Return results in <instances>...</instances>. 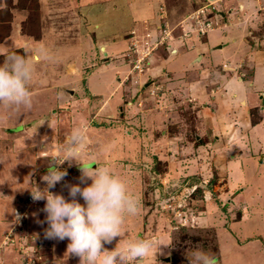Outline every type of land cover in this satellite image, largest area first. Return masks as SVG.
<instances>
[{
  "label": "rangeland",
  "instance_id": "rangeland-1",
  "mask_svg": "<svg viewBox=\"0 0 264 264\" xmlns=\"http://www.w3.org/2000/svg\"><path fill=\"white\" fill-rule=\"evenodd\" d=\"M201 8L204 9L201 13H205L206 17L215 20L216 24L224 18L220 14L222 11L234 13L233 19L238 22L246 20L248 28L251 29L248 30V34L253 45V55L264 50V17H259V14L264 13L263 0H0V38L6 33L14 13L19 15L16 23L18 30L35 38H39L41 32L47 27L56 29L72 24L71 18L74 15L76 17L77 13H99L96 18L102 23L107 22L109 30L127 28L131 22L130 14L132 13H169L168 18L172 21V23L169 22V26H174L172 33L174 37L166 38L165 43L154 45L153 42H149L146 44L150 54L145 58L142 71L134 69L131 72L135 54L130 50L128 37L130 31L126 32L128 35H123L127 36L126 54L130 66L121 77L123 80L126 79L125 83L127 82L124 85L126 90L124 93L129 94L126 98L124 94L122 112L109 116L105 120L106 125L102 120L104 128L114 131L112 136L102 128L100 131L103 133L98 138V143L91 142L89 147L92 150L87 152L84 149L82 153L81 160L85 157L97 156L101 160L98 161L99 165L111 168L127 183L129 191L139 198L138 213L128 216L122 225L123 238L120 240L117 237L111 244H105V247L113 249L118 244L119 248L124 249L129 242L137 239H151L158 246L161 245V251L157 253V259L153 264H189L186 253L195 249H201L208 253L214 259L215 264H264V168L256 169L257 164H255L254 169L249 164L242 166L241 163H238L235 171L236 176L241 169V175L245 179L240 180L237 177L240 180L237 182L235 181L237 178H233V168L231 166L228 170L222 168V163L219 162V164L217 160L219 155L227 160L233 153L244 154V149L241 148L245 147L244 143L249 145L247 156L258 158V155L263 153L260 151L264 144L261 149L255 147V136L252 139L249 138L253 134L244 135L245 141L243 142L241 135L238 136L239 131L237 129L231 131L230 128L233 129V127H229L220 130L222 139L219 140L217 149L216 141L212 139L215 129L207 126L203 127V130L200 128V124L204 126V121H207L205 118L213 110L208 109L204 113L206 117L197 113L198 109H202V100L200 101V97H197L194 90L186 92L185 89H181L186 85L180 88L173 83V89H166V86L169 85L168 82L177 80V74L171 79H164L162 83L156 81L150 85L147 84V81L153 78V75L150 74L156 67L154 58L160 59L170 52L166 47L167 43L176 48L173 53L169 54L171 56L167 57L170 64L183 67V62L185 63L186 59L179 53L180 45L185 39H190V36H196V34L190 33L183 41L177 37L181 33V25L185 23L181 22L185 18L182 16L185 13H197ZM160 22L154 20L153 23L150 18L145 17L140 23L141 27L132 28L136 30V33L142 35L146 28L152 39L158 34V28H154V26ZM164 22L165 20L162 21V23ZM230 23L228 16L222 22L224 25ZM85 24L82 19V24L75 26L79 31H82L81 34L75 33V35L87 37L86 33H90L89 35L94 36L95 28L87 30ZM68 36L73 35L69 32L64 35L65 38ZM63 40L66 41V39ZM222 60V63L221 61L216 64L212 62L214 65H209L208 63L211 62L206 61L203 63V67L211 75L217 73L229 77L237 74L238 77H246L243 64L240 67L230 59L222 58ZM89 68L87 67V70ZM109 73L107 72V76ZM135 77H141V79L146 77L139 85L141 86L138 92L140 97L137 98L133 96V91L129 90L130 85L132 86L130 82ZM193 77L191 76V78ZM35 84L41 83L35 82ZM210 84L211 94L213 92L223 94L228 91L226 80L224 83L212 81ZM155 85L158 86L157 89ZM152 89L155 92L150 94ZM120 92H116L114 98L118 97ZM52 97V90L47 92L36 90L32 94L30 108L0 104V134L3 135L0 140V193L4 192V197H8V199H14V195L9 197V194L14 191L23 193L24 199L32 201L28 188L36 185H39L41 189L46 187L42 176L47 171L48 158L63 153L56 150L59 148L56 141H63L64 151L67 148V134L70 135L74 129H79L81 123L90 118L91 108L100 103L99 97L90 96L89 101H84V98L76 96L71 98L68 103L56 105V101ZM246 100L249 102V99ZM49 104L56 107H51ZM210 104L213 106L212 103ZM134 105L138 107L137 110L136 108L132 110ZM168 105L172 106L171 109L175 112L172 114L171 121L177 120L178 122L174 123L173 121V124L167 122L168 115L156 109L159 106L168 108ZM250 105L248 106L249 110L259 109L258 104ZM212 106L207 108H212ZM57 107L59 109L56 112ZM230 107L233 112L240 107V104L236 103L234 108ZM147 108L150 114L148 117L152 118L150 122H153L157 116L155 123H161L158 124V128H154L155 126L146 128L144 127L146 124L141 122L145 115L140 112L142 110L148 112ZM140 114H143L144 117ZM258 114L256 111L249 114L252 122L258 121V118L262 116ZM202 118H204L203 122ZM17 119H22L21 124L26 125V132L17 134L21 126V124H15ZM8 121H14L12 126H10L11 123L5 124ZM31 123H41V126H47V128L35 131L31 129ZM240 123L243 125V120ZM28 125L30 126L28 127ZM6 126L9 128L7 129ZM198 126L199 128H197ZM159 127H169V129L167 128L168 134L188 135V139H190L188 146H180L178 151L176 148L171 150L167 140L163 144L161 140L159 141L162 135V130H159ZM200 134L202 139L196 143L195 139ZM262 134L264 137V129ZM113 135L123 136L122 139L131 143H127L129 146L127 151L136 146L134 147L136 148L135 153L125 160L112 154L110 158L112 160L104 161L106 151L110 148L108 142L113 139ZM41 138L48 141L47 145L44 142L45 147L41 145ZM52 139L54 141L50 142ZM202 142L206 143L204 147L199 146ZM134 143L136 144L134 145ZM121 144L122 142H120ZM191 144H194L193 148ZM43 150H46L45 152L48 154L43 155ZM174 153L176 159H173ZM180 153H182V157ZM187 153L197 154V158H199V161L193 165L196 170H192L189 175H185L178 167L180 161H182L181 165L187 162V158H184ZM177 156L179 157L177 158ZM262 157L264 159V154ZM260 161H258V165ZM225 164L228 165V162ZM62 167L67 170V175L51 191L63 193L66 198L70 199L69 190L65 185L79 183L81 174L79 166L75 162L71 165L65 162ZM174 169H180L182 172L174 173ZM88 183L91 181L89 180ZM247 183L248 186L243 189L242 187ZM2 193L1 196L4 195ZM4 197H0V206L3 204V214L1 213V215L7 217L6 221H12L17 213L20 215V219L16 223L14 222V227L10 231L9 229L7 232L5 231L3 236H1L2 228L9 222H0V240L2 237L0 253L2 251L4 255L11 251V254H8L10 258L7 260V264H80L79 257L68 255L69 241L67 239L61 241L46 237L45 230L48 227L46 213L37 210L44 208L43 200L41 204H39L40 201H33V205L28 202L30 206H26L24 203L20 210V206L13 200L8 202ZM77 198L81 203H84L82 198ZM15 254L18 257L12 256ZM49 256L54 259H50Z\"/></svg>",
  "mask_w": 264,
  "mask_h": 264
},
{
  "label": "crops",
  "instance_id": "crops-1",
  "mask_svg": "<svg viewBox=\"0 0 264 264\" xmlns=\"http://www.w3.org/2000/svg\"><path fill=\"white\" fill-rule=\"evenodd\" d=\"M17 14L18 13L13 14L12 20L9 21V26L6 33L0 38V64L3 63L5 56L10 55L14 52H19L20 54H22L23 50L25 48H28L31 50V58L34 61L35 67L31 94H33L36 90H43L45 92L52 90V99L56 101V105L63 104L66 102L68 103L70 102L69 100H71V98L76 96L84 98V101H89L90 96L99 97L100 103L98 105L96 104L93 108H91L92 111L90 112V118L86 122H82L81 127L79 128V130H82L84 132L87 139V148H85V150L87 152H90L91 148L89 146L91 145V142L98 143V138L103 133L102 131H100L102 128L105 132H108V135L112 136V134L114 133L113 130L109 131L108 129L104 128L105 126L103 127L102 120H104V124L106 125L105 120H107L109 116L116 115V113L120 111L122 112V109L124 108L123 99L125 94L124 92L126 91L124 89V85L127 82L125 83L124 81L126 79L123 80L121 76H123V74L128 71L127 68L128 66H130V63L127 59L128 55L126 54L128 47V41L126 39L127 36L125 37L123 35H128L126 32H129L132 27H141L140 23H142V19L145 17L150 18L151 22L153 23L154 20H159L161 21L160 23H162L163 20L172 23V21H170L168 18L169 13H132L130 14L131 22L129 23L127 28L124 29L121 27L114 28L112 30H109V25L107 24V22L102 23L96 18L99 13H77L76 17L74 15L71 18L72 24L63 25L56 29H50V27H47L46 30H43L41 32L39 38L29 36L18 30L16 23L19 15ZM187 14L189 13H185L182 17H186ZM220 14L224 18L228 16V19L231 23L228 25L222 24L224 20L223 18L219 20V22L217 21L218 23L212 30H209L207 32L208 35L207 33L202 35L201 37H196L195 35H193L189 37L190 39H185V41H183V39L179 50V53L184 57V59H186V62H183V67L170 64L169 59L167 57L171 55L166 52V56L161 57L160 59H157V57H155L154 60L156 67L154 71L150 74L153 75V78L151 80H148L147 84L150 85L151 83L156 81L158 83H162V81L164 82V79H171L174 75L177 74V80L168 82L169 85L166 86V89H173V83L180 86V88L183 87V85H186V87H183L181 89H185L186 92L188 90H194L197 97H200V101L202 100V109H198L199 111L197 113H201V115L203 116L205 115L204 113H206L208 109L210 111L213 110V112L209 116L206 117L205 115V120L207 121H204V126H201L200 124V128L203 130V127L207 126L208 128L213 127V129H215L212 139L216 141L215 147L217 149L219 146L218 142L222 139V134L220 133V130L229 127H233V129L230 128L231 131L235 129L239 131L238 136L241 135V140H243V142L245 141L243 139L244 135L253 134L251 135L252 137L249 138L252 139L253 136H255L256 143L254 145L255 147L261 149L262 145L264 144V137L262 134V131L264 129V50H261L260 53H256V55H253V45L250 42V37L248 34V30L251 29L248 28L249 26L247 25L246 20L238 22L237 20L233 19L234 13H226V11H222V13ZM259 17H264V13L259 14ZM82 19L85 21V25H87L85 26L87 30L95 28V31L93 32L94 36L89 35L90 33H86L87 37L75 35V33L81 34L82 32L78 30V27H75L82 24ZM243 24L246 26H242ZM215 29L218 33L215 32ZM68 32L71 33L73 36H68L65 38L64 35ZM63 39H66L67 42ZM222 58L230 59L235 65L240 67L243 64L245 70L244 73H246V77L241 78L238 77L237 74L234 76L230 75L229 77L225 74L217 73L215 75H211L209 74L207 69L203 67V63H205L206 61H210L211 63L213 62L214 64H216V62L221 61ZM86 62L87 64H85ZM211 63L208 64L214 65L213 63ZM87 67H90L89 70H87ZM107 72H110L109 76H107ZM191 76L194 77L191 78ZM145 78L141 79V77H135L130 82V84L132 83V86L128 84L130 85V92L133 91L132 94H134L133 96H136V98L140 97L138 92L141 86L139 85L142 81L145 80ZM224 80L227 81L226 86L228 88V91L223 92V94L220 92H213V94H211L209 91L211 86L210 83L212 81H216L217 83H224ZM35 82H40L41 84H35ZM118 91L121 92L119 93L118 97L114 98V94ZM88 94L90 95L87 96ZM128 94L129 93L125 94V98L128 96ZM246 99H249V102ZM209 102L212 103L213 106ZM236 103L240 104V107L232 112V109L231 107L229 108V106H233L234 108ZM249 104H251L250 106H252V104L253 106L258 104L259 109H250L251 112L256 111V113H259V116L260 114L262 115L260 117L258 116V121L256 120L255 122H252L249 118V114L251 113L248 109ZM49 105L51 107H56L51 104ZM208 106H212L213 109L207 108ZM135 108L137 110L138 107L134 105L132 110ZM171 108L172 106L170 107L168 105V108H162L161 106H159V108L156 109L157 111L160 110V112H163L168 115V117H166L167 122H171L173 124V121L174 123H176L177 120L171 121L173 118L172 114H175V112H173V109ZM58 109L59 107H57L56 112L58 111ZM146 110H148V112L144 110L140 112L143 113L146 118H142L141 120V122L146 124L144 127L152 128L151 126H155L154 128H158V124L161 123H155V118L157 116L153 119V122H150V119L152 118L148 117L150 116L149 109L147 108ZM143 114L140 115L143 116ZM17 120L18 121H16L15 124H21L22 119ZM201 120L203 122L204 118H202ZM242 120L244 122L243 125H241L240 123V121ZM13 122L14 121H8L5 124L11 123L10 126H12ZM237 122H239L240 124H237ZM101 123L102 125H99ZM150 123H152V125H150ZM30 125L31 129L35 131L43 130L44 127L47 128V126H41V123H31ZM30 125H28V127ZM25 126L26 125L22 123L20 128L18 129L19 132L17 134H22L23 132H26ZM6 127L7 129L9 128V126ZM164 128L165 127H159V130H162L161 138H159V141L161 140L162 144L167 140L170 143L171 150L173 148H176L177 151L179 150L178 147L180 146H188L190 142V139H188V135L180 136L181 133H177L175 135L168 134L169 127H166L165 129ZM197 128H199V126ZM67 135L69 136V134ZM122 137H116L113 135V139L109 140L108 144L110 145V148L106 151V157L104 161L106 159L112 160L110 159L112 154L119 158L122 157L125 160L128 159L129 156L133 155V153H135L136 148L134 147L136 146L134 145L136 143H134V145H131L134 147H131L130 151H127L129 147L127 143H131L127 142V140H124V138L122 139ZM2 138L3 135L0 134V140ZM201 139V134L197 135L195 142H200L199 140ZM52 141H54V139H52L50 142ZM44 142L46 143L48 141L41 138L42 146L45 145ZM120 142H122L121 145ZM56 143L59 144V148L56 150L59 152H63V141L60 142L59 140L56 141ZM47 144L48 143H46V145ZM246 144L247 143H244L245 147H241L242 149H244V154L233 153L231 155V158H228L227 160H225L224 157H220L222 155H219V157H217L218 163H222V168H226L227 170L230 166L233 168L232 170L234 172V179H236L237 177L240 178V180L245 179L241 175V169L240 171H238V176H236L235 171L237 169L238 163H241L242 166L244 164H249V166H252V168H254V165H258V161L261 160L259 162V165H256V169L264 168V159L262 157L264 154V146L262 148V151H260L263 152L262 155H258V158H251L250 156H247L249 145ZM193 145L194 144H191L192 148ZM205 145L206 143L203 142L199 144V146L202 147H204ZM45 151L46 150L42 151L43 155H45ZM184 153H186V151H184ZM180 154V156L182 157V153ZM178 157L179 156H177V158ZM197 157V154L193 155L187 153L186 156L184 155V158H187V162H184V164L181 165L182 161H180L178 167L185 173V175H189L192 170H196L195 166L193 165L199 161V158ZM173 159H176V154ZM98 161L101 160H99L97 156L93 158L89 156L82 159V162L84 164L93 167L96 166ZM92 162H94V165L90 164ZM225 162H228V165L225 164ZM180 169H174V173L176 172L178 174V172H182ZM256 176L258 175L256 174ZM238 178L235 181L239 182L240 180H238ZM246 186H248V183L245 184V186L242 188L245 189ZM1 193L0 197L3 198L5 194L3 192L2 194L4 195L1 196ZM13 193L9 194V197H12L14 195V199H8V197L4 198L8 202L9 200H13V202L20 206V210L23 207L24 203L26 206H30L29 203H34L33 199L32 201L24 199L25 197L22 196L23 193L21 192L16 193L13 191ZM41 202L42 200L39 204H41ZM42 203H44L45 205L46 201H43ZM2 207L3 204L0 206V222L9 223H6L7 225L2 228L3 230L1 232V236H3V233L5 231L7 232L8 229L10 231L11 228H13L15 225L14 222H17L16 217L12 219V221H6L7 217L1 215V213L3 214ZM42 209L39 208L37 210L40 212ZM10 252L8 254H11ZM8 254L5 253L3 255L1 251L0 264H7V260H9L10 258L8 257ZM16 254L12 256L14 258L15 256L18 257V255ZM14 258L12 262L14 261ZM50 259L53 260L54 258L50 257Z\"/></svg>",
  "mask_w": 264,
  "mask_h": 264
},
{
  "label": "clouds",
  "instance_id": "clouds-1",
  "mask_svg": "<svg viewBox=\"0 0 264 264\" xmlns=\"http://www.w3.org/2000/svg\"><path fill=\"white\" fill-rule=\"evenodd\" d=\"M34 71L30 49L25 48L22 54L14 52L5 56L0 64V104L30 108ZM86 146L84 132L74 129L63 153L48 158V168L42 176L46 187L28 188L33 201H46L42 209L48 224L46 237L67 239L68 255L79 257L80 264H153L161 245L151 239H137L124 249L118 244L113 249L105 247L117 237L123 238L122 225L128 216L138 213L139 198L111 168L99 163L94 167L84 164L81 156ZM65 162L69 165L75 162L81 172L79 183L65 185L70 199L63 193L51 191L67 175V170L62 167ZM19 219L17 213L16 220ZM186 258L189 264H215L214 259L201 249L187 252Z\"/></svg>",
  "mask_w": 264,
  "mask_h": 264
},
{
  "label": "built area",
  "instance_id": "built-area-1",
  "mask_svg": "<svg viewBox=\"0 0 264 264\" xmlns=\"http://www.w3.org/2000/svg\"><path fill=\"white\" fill-rule=\"evenodd\" d=\"M203 11L204 9L201 8V10L198 9L197 13H189L186 15V17L181 21L185 23L181 25V33L177 35L178 38H181L183 40L185 37H188L190 33H195L196 36H201L202 34L207 33L209 30L215 27L216 21L211 19L210 17H206L205 13H201ZM134 28H131L129 33L130 36L128 35L130 41V50L135 54V62L133 63L131 72L134 69H137L139 71L143 70L145 58L150 54L149 47L146 44H148L149 42H153L154 45H157L163 42L165 43L166 38L170 39L174 37L172 34L174 26H169L168 21H165L164 23H158L154 27L158 28V34L155 35L152 39L150 37L151 34L146 31V28L143 32V35L136 33V30ZM166 47L170 51L169 54L173 53L176 50L174 46H171L168 43ZM155 87L157 89L158 86L155 85ZM154 92L155 91H153L152 89L150 94Z\"/></svg>",
  "mask_w": 264,
  "mask_h": 264
},
{
  "label": "water",
  "instance_id": "water-1",
  "mask_svg": "<svg viewBox=\"0 0 264 264\" xmlns=\"http://www.w3.org/2000/svg\"><path fill=\"white\" fill-rule=\"evenodd\" d=\"M263 100H264V96H263ZM91 165H94V162L90 163Z\"/></svg>",
  "mask_w": 264,
  "mask_h": 264
}]
</instances>
